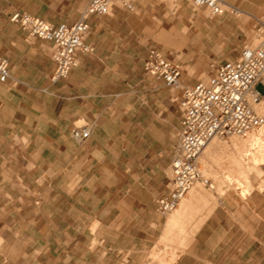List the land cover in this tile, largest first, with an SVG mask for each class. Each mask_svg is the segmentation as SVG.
<instances>
[{
  "label": "rangeland",
  "instance_id": "obj_1",
  "mask_svg": "<svg viewBox=\"0 0 264 264\" xmlns=\"http://www.w3.org/2000/svg\"><path fill=\"white\" fill-rule=\"evenodd\" d=\"M14 1L56 24L78 19L88 3ZM132 1L134 9L119 2L124 7L119 17L105 19L104 32L109 31L105 45L116 56L110 57L107 64L89 62L90 78L100 83L98 95L90 97V118L99 113L92 136L81 145L55 136L32 137L29 143L26 137H0L3 145L8 142L17 149L0 152V159L7 155L11 165L0 169V173L10 175L11 191L23 187L28 198L29 194L31 198L41 194L43 220L51 228L43 231V239L51 241L49 255L59 257L57 264H69L66 257L76 260L87 251L93 256L101 242L110 257L106 264H114V253L126 257L131 250L136 264H164L172 253L179 255L186 250L189 243L182 244L187 231L226 190L238 189L245 195L264 184V170L260 169L263 163L251 164L248 147L233 145L240 137H217L222 144L219 153L209 156L212 164L207 173L201 168L205 178H212V186L198 181L207 193L202 200L209 198L208 208L195 207L183 223L179 217L178 224L184 229L173 226L177 228L172 236V228L169 232L165 224L177 208L161 214L156 200L168 191L170 163L178 144L182 92L165 85L143 67L148 49L154 47L182 66L183 84L207 81L218 63L237 57L245 45L257 43L264 0H244L240 7L244 12L225 10L218 15L191 0ZM7 3L0 0V53L11 33L23 30L9 22ZM257 88L263 93L264 83ZM56 138L64 150H35ZM234 158L239 162L236 165ZM240 168L249 169L250 185L238 173ZM17 175L24 178V186L17 182Z\"/></svg>",
  "mask_w": 264,
  "mask_h": 264
},
{
  "label": "crops",
  "instance_id": "obj_2",
  "mask_svg": "<svg viewBox=\"0 0 264 264\" xmlns=\"http://www.w3.org/2000/svg\"><path fill=\"white\" fill-rule=\"evenodd\" d=\"M227 1L239 8L244 4V0ZM122 5L116 3L107 15L89 16L90 31L86 42L94 46V51L78 52L77 65L70 74L55 80L53 75L56 63L52 57V42L31 36L10 19L16 10L40 15L26 10L14 0H8L6 13L9 22L22 31L12 32L11 37L1 45V54L9 59L11 77L5 81L0 80V137H26L29 143L32 137L55 136L65 142L70 140L73 144L81 145L92 136L80 144L75 141L70 129L82 119L94 123V132L97 128L99 113H93V118H90L89 113L93 110L90 97L98 95L100 83L90 78L89 62L94 60L107 64L110 57L116 56L115 51L107 49L105 45L109 36V31L104 32L107 29L105 19L118 18L123 12ZM241 10V13L244 12ZM76 20L67 19L65 23L71 24ZM2 142L0 152L13 148L17 150L8 142L5 145ZM52 142L49 145L42 143L35 150H64L58 138ZM72 143L69 145L73 146ZM219 151V148H214L207 153L203 152L199 157L202 161L198 159L199 166L209 170L208 166L212 164L209 156H215ZM234 162L233 165L239 163L238 159ZM10 167L8 156L2 155L0 169ZM260 169L264 170V163L263 169ZM226 173L230 176L229 172ZM238 173L241 176L245 173L248 179L246 184H251L249 169L240 168ZM17 182L24 186V178L20 175H17ZM0 183V264H57L59 257L49 255L51 241L43 239V231H50L51 228L43 220L41 194H34L32 198L29 194L28 198L23 187L21 191H11L8 187V172L0 173ZM209 183L212 184V178L206 182L210 187ZM205 201L197 199L195 202L198 207L204 208L209 198ZM210 207L175 264H264V184L261 188L253 187L245 195L238 189H228ZM96 247L93 256L87 251V255L76 260L73 256L65 260L69 264H106L110 258L106 246L101 242ZM87 248H91V245ZM112 260L114 264H136L132 250L126 257L119 252L114 253Z\"/></svg>",
  "mask_w": 264,
  "mask_h": 264
},
{
  "label": "built area",
  "instance_id": "obj_3",
  "mask_svg": "<svg viewBox=\"0 0 264 264\" xmlns=\"http://www.w3.org/2000/svg\"><path fill=\"white\" fill-rule=\"evenodd\" d=\"M191 1L196 6L205 7L212 15L225 10L240 13V8L227 0ZM119 2L131 10L135 7L132 0H88L79 18L71 24H54L19 10L14 11L10 19L31 36L52 42V57L56 63L53 79L57 80L67 77L77 65L78 52L94 51V46L86 42L90 31L89 16L107 15ZM257 32L255 45H245L237 58L218 63L207 81L192 85L183 84V68L179 63L167 58L157 48L148 49L145 71L165 85L182 90L178 144L170 163L168 191L156 200L159 213L175 210L197 181L205 179L209 182L210 178H205L202 173L198 158L213 138L248 137L264 125V115L256 109L264 97V92L257 88L260 82L264 83V20L259 21ZM10 77L9 59L0 53V80ZM93 131L94 123L85 121L75 123L71 132L75 141L81 144Z\"/></svg>",
  "mask_w": 264,
  "mask_h": 264
},
{
  "label": "bare ground",
  "instance_id": "obj_4",
  "mask_svg": "<svg viewBox=\"0 0 264 264\" xmlns=\"http://www.w3.org/2000/svg\"><path fill=\"white\" fill-rule=\"evenodd\" d=\"M242 10H239V12L241 13ZM253 46V45H252ZM256 109L258 112H260L261 114L264 115V97L263 100L261 101V103H259L258 105H256ZM83 120V119H82ZM257 131V130H256ZM221 142L218 140L217 137L213 138L212 141L207 145V149L211 150L214 148H219ZM234 145H241V147H248L249 150V156H250V162L253 165H259L260 163H264V125L260 128V130L258 132L253 131L248 137H240L239 139H234L233 142ZM222 145V144H221ZM226 146H223V148ZM205 148V149H206ZM228 148V147H227ZM244 148V149H245ZM204 149V150H205ZM204 152V151H203ZM200 157V156H199ZM199 159V158H198ZM233 161H237V158H234ZM234 162V163H235ZM238 163V162H237ZM204 172H208V170L205 168ZM204 175V174H203ZM205 177V176H204ZM244 177V181H248L246 174L244 173L243 176ZM203 179H201L202 181ZM200 181V180H199ZM203 182V181H202ZM206 191L202 185L201 182H198L190 189V191L188 192V195H186L181 202L179 203L177 210H175V212H173L172 214H170L168 220L166 221V226L168 227V229L170 230V228H172V232L176 230V228H179V224L178 221L181 218V221L184 217H186V215L188 216L189 213H191V211H194L195 207H198V201L197 203L195 202L197 199H203L206 196ZM197 204V205H195ZM211 208V207H210ZM196 209V208H195ZM210 209H208L205 213H203L204 215L201 216L193 225L191 231H187V236H186V242L185 245L182 244L183 246H186L190 239L192 238L195 230H197V228L199 227V224L202 222L203 218L208 214ZM199 213V212H198ZM180 217V218H179ZM185 220V218H184ZM183 223V221H182ZM181 223V224H182ZM185 223V222H184ZM178 225V226H177ZM177 226L175 229L174 227ZM181 226H183V228H181ZM180 226V229H184V225L182 224ZM166 227V228H167ZM165 228V229H166ZM168 230V231H169ZM167 229L164 231L166 232ZM178 231V230H177ZM180 231V230H179ZM184 231V230H183ZM171 232V230L169 231ZM182 232V230L180 231ZM168 233V232H167ZM176 233V232H175ZM191 233V234H190ZM166 234V233H165ZM174 232L172 233L173 236ZM175 235V234H174ZM166 236V235H165ZM171 236V238H172ZM162 237V236H161ZM164 237V235H163ZM170 237V236H169ZM168 237V238H169ZM191 237V238H190ZM166 237V239H168ZM165 239V238H164ZM165 239V240H166ZM173 240V239H172ZM155 255V254H154ZM157 255V254H156ZM178 254L177 253H172L171 255H169V258L165 261L164 264H175L176 259L178 258Z\"/></svg>",
  "mask_w": 264,
  "mask_h": 264
}]
</instances>
